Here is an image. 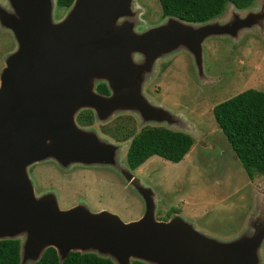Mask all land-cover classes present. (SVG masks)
I'll list each match as a JSON object with an SVG mask.
<instances>
[{"label": "water", "instance_id": "95a60500", "mask_svg": "<svg viewBox=\"0 0 264 264\" xmlns=\"http://www.w3.org/2000/svg\"><path fill=\"white\" fill-rule=\"evenodd\" d=\"M55 6L57 0H0V24L13 32L18 48L1 76L0 241H20V264L38 263L49 248L57 250L62 262L72 252H96L120 264L132 259L145 264H260L262 230L231 242L205 238L180 216L156 220L157 195L150 190L141 192L143 218L129 223L108 211L94 213L85 204L62 210L54 193L37 197L29 174L30 167L50 158L62 166L106 164L111 149L76 122L84 109H93L100 120L139 112L145 122L175 124L169 111L145 96L157 61L185 51L202 76L203 43L209 37L231 34L243 24L258 26L264 37L259 10L234 26L170 18L138 33L137 24L143 22L136 0H75L58 22ZM99 82L108 85L109 95L96 90ZM124 176L139 186L131 172ZM20 235H27L24 250Z\"/></svg>", "mask_w": 264, "mask_h": 264}, {"label": "rangeland", "instance_id": "374dc122", "mask_svg": "<svg viewBox=\"0 0 264 264\" xmlns=\"http://www.w3.org/2000/svg\"><path fill=\"white\" fill-rule=\"evenodd\" d=\"M140 1H145L146 6L140 11L142 14L146 10V14L145 21L140 17L143 24H137L138 33L176 18H161L158 0H136ZM229 7L228 13L209 22L214 21L218 27L234 26L238 20L247 18L248 12L259 10L262 25L258 24L264 28V0H257L251 8L242 11ZM68 10L55 6V22L61 21ZM260 32L258 26L243 24L231 34L205 40L202 76L188 52L178 51L157 61L145 96L153 106L170 112L173 125L145 122L139 112L115 113L100 120L93 109L80 111L76 115L79 127L92 133L104 148L111 149L107 160L104 157L106 164L62 166L52 158L35 164L29 174L37 197L54 193L62 210L85 204L94 213L108 211L129 223L143 218L145 202L141 192L150 190L157 195L156 220L180 216L205 238L231 242L264 231V176L254 179L249 176L213 113L216 105L247 89L264 92V37ZM17 49L13 32L0 24V88L6 62ZM133 59L139 61L141 57ZM99 83L95 84L96 90ZM87 112L94 118L91 127L82 126L78 120ZM147 128L188 134L194 139V146L178 164L155 156L138 170H130L139 179L136 187L124 176V171L129 170L127 153L131 141ZM171 211L175 212L168 216ZM20 236L24 250L27 235ZM262 245L260 264H264V241ZM101 256L120 264L119 260ZM134 262L132 259L131 264Z\"/></svg>", "mask_w": 264, "mask_h": 264}, {"label": "trees", "instance_id": "16d2710c", "mask_svg": "<svg viewBox=\"0 0 264 264\" xmlns=\"http://www.w3.org/2000/svg\"><path fill=\"white\" fill-rule=\"evenodd\" d=\"M165 1V0H163ZM226 0H173L171 3L176 18L193 23L204 20L200 11L218 4L210 16L221 13ZM252 5L254 0H233ZM75 0H57V7L69 9ZM214 2V3H213ZM200 6V11H199ZM209 16V15H208ZM98 92L109 95L105 86ZM215 120L228 139L233 151L251 178L264 176V92L247 89L242 93L218 104L214 108ZM85 113L80 117L84 120ZM194 146V139L185 133L166 128H147L131 142L127 153V162L132 170L139 169L150 158L158 156L178 164L184 160ZM175 211L168 213L171 216ZM169 218V217H168ZM168 221V220H163ZM21 244L19 240L0 241V264H20ZM36 264H114L110 259L96 254L72 252L61 261L58 252L49 248ZM134 264H145L140 261Z\"/></svg>", "mask_w": 264, "mask_h": 264}, {"label": "flooded vegetation", "instance_id": "af4514ba", "mask_svg": "<svg viewBox=\"0 0 264 264\" xmlns=\"http://www.w3.org/2000/svg\"><path fill=\"white\" fill-rule=\"evenodd\" d=\"M4 1V0H3ZM159 2H160V5H161V12H160V17L161 18H167V17H169V16H174V17H177V15H175L174 14V11H173V9H172V6H171V2L173 1V0H165V1H163V0H158ZM216 0H214V2H215ZM219 1H221V0H219ZM257 0H254V2L252 3V5H247V4H244L242 1L239 3V6H237L234 2H233V0H226L225 1V3L223 4V6H222V11H221V13H218V14H215V16H210L212 13H213V11L216 9V8H218V4H216L215 3V6H212L210 9H209V11L207 10V9H204L203 11H200V6H199V11H200V13L201 14H204V20H202V21H199V22H193L192 24H203V23H207V22H209V21H211V20H213V19H215L216 17H219V16H222V15H224L225 13H228L229 11H230V9H231V7H229L230 5H232V6H234L237 10H240V11H242V10H246V9H249V8H251L254 4H255V2H256ZM213 2V3H214ZM137 5H138V8L139 9H142V8H145V1H140V2H138L137 3ZM157 10V9H156ZM155 10V13H156V15H158V10L156 11ZM145 14H146V10H144L143 11V13L141 14V16L143 17L142 19L145 21ZM209 15V16H208ZM165 16V17H164ZM210 41V40H209ZM101 86H105L106 88H107V90L109 91V93H110V89H109V87H108V85L106 84V83H99V85H98V87H97V90H99V87H101ZM103 94V93H102ZM91 112V111H90ZM90 112H87V114L85 115V117H84V120L80 117H78V120L80 119V122L81 123H83L82 124V126H84V127H91V126H93L94 125V118H91L88 114H91ZM132 142V141H131ZM127 165H128V162H127ZM128 168H129V170H125L124 172H131V171H136V170H138V169H136V170H132L130 167H129V165H128ZM131 170V171H130ZM132 174V173H131ZM174 213V212H173ZM172 213V214H173Z\"/></svg>", "mask_w": 264, "mask_h": 264}]
</instances>
